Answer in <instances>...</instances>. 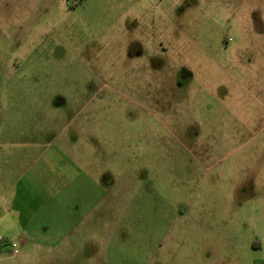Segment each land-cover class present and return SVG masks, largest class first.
Returning <instances> with one entry per match:
<instances>
[{"label":"rangeland","instance_id":"374dc122","mask_svg":"<svg viewBox=\"0 0 264 264\" xmlns=\"http://www.w3.org/2000/svg\"><path fill=\"white\" fill-rule=\"evenodd\" d=\"M34 164L87 181L44 264H264V0H0V181Z\"/></svg>","mask_w":264,"mask_h":264},{"label":"crops","instance_id":"0c3cea01","mask_svg":"<svg viewBox=\"0 0 264 264\" xmlns=\"http://www.w3.org/2000/svg\"><path fill=\"white\" fill-rule=\"evenodd\" d=\"M35 164L37 166L39 163ZM35 164L33 171L28 170V174H21L22 170L12 178L4 175L6 181H0L3 183L0 193V238L2 235L6 238L20 236L18 255H11L14 256L13 263H6L7 258L0 255V264L51 262V254L55 252V248L66 246L67 241L72 239L69 232L73 228V204H80L79 198L83 197L82 190L85 188L83 182L87 181H82L83 177L78 175L75 180L78 186L75 189L80 188L81 191L75 190L74 193L72 185L75 182H72V178L68 179L67 174L59 171L65 177L61 175L59 180L54 177L50 181L53 170L47 175L45 168L35 169ZM8 166L17 168L18 162L11 161ZM66 169L72 174L73 167L71 170L68 167ZM25 179L29 181L24 182ZM56 184H60L61 189ZM51 185L54 186L52 191ZM74 198L80 201L73 203ZM2 250L7 251V245H0V251Z\"/></svg>","mask_w":264,"mask_h":264},{"label":"built area","instance_id":"2783aa9c","mask_svg":"<svg viewBox=\"0 0 264 264\" xmlns=\"http://www.w3.org/2000/svg\"><path fill=\"white\" fill-rule=\"evenodd\" d=\"M19 237L20 236H17L15 238H6V237L0 238V241L3 242L5 245H7V252L10 255H15L19 252L20 250Z\"/></svg>","mask_w":264,"mask_h":264},{"label":"trees","instance_id":"16d2710c","mask_svg":"<svg viewBox=\"0 0 264 264\" xmlns=\"http://www.w3.org/2000/svg\"><path fill=\"white\" fill-rule=\"evenodd\" d=\"M2 244L4 245V243L0 241V245H2Z\"/></svg>","mask_w":264,"mask_h":264}]
</instances>
